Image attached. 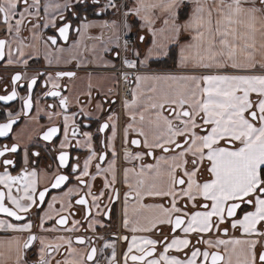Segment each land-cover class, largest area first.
Wrapping results in <instances>:
<instances>
[{
    "label": "snow or ice",
    "instance_id": "snow-or-ice-1",
    "mask_svg": "<svg viewBox=\"0 0 264 264\" xmlns=\"http://www.w3.org/2000/svg\"><path fill=\"white\" fill-rule=\"evenodd\" d=\"M181 0H161L160 4H152L148 7H160L168 12L173 20L171 31L174 33L173 39L180 37L183 32L191 34V39L180 46L179 64L183 67L191 66L193 70H205L209 74L186 75V76H137L136 82L139 88L141 81H165L170 82L167 87H157L153 84L149 89L150 92L157 95L148 97V103L144 110L139 113V121L145 122V112L162 109L165 104L170 106L173 118L170 119L162 115L161 111H155V115L148 118V125L153 131L151 141L148 138L149 133L143 127L135 128L134 123L137 119L136 112H132L133 124L125 128V143H127V134L129 129L137 131L139 135L144 136V147L148 149L146 153L136 152L134 156L125 151V158L141 159L143 156H152L154 149H161L168 153L176 150V154L169 157H158L155 165H141V171L137 173L138 180L135 185L136 197H171V207L166 208L163 205H141V207L155 208L161 213L160 216L146 218L148 226L139 229L133 228L132 231H149L155 228L157 224L171 225L172 232L183 226V232L188 233H208L215 226L219 227L226 216L231 217V226L239 227L245 235H255L264 238V231L258 226L264 225V0H212L211 5L196 0V6L189 14L187 20L182 24L176 22L177 8ZM109 6L115 7L111 3ZM40 7L39 0H0V23L6 27L9 34L19 33L24 25L26 18L38 15ZM48 5H45V13L48 11ZM66 7V5H65ZM145 5L141 2L134 10L136 14L140 13L141 8ZM22 8V10H21ZM128 13H125L127 16ZM63 19V17H61ZM145 21L151 24L149 17H143ZM14 21V23H13ZM165 25L168 20H165ZM85 24L82 27H88ZM125 27H128L127 23ZM70 25L65 23L58 29L60 37L67 39V33ZM153 36H156L155 30L151 29ZM163 32V29H161ZM53 44L56 43L55 37H48ZM141 41L144 40L140 36ZM6 40L0 39V56L4 55ZM127 41L125 47L127 48ZM156 45V40H153ZM159 47L164 48L161 44ZM152 49L149 50L151 54ZM161 54H167L162 52ZM9 59V63H11ZM124 63L132 68L135 62L125 60ZM143 63V61H141ZM57 77L74 75L72 72H58ZM20 74L17 73L12 77L13 84L20 80ZM127 78V77H125ZM36 83L33 78L28 83L29 92L32 85ZM173 85H175L173 87ZM55 87V85H54ZM253 94L255 99H253ZM17 95L15 88L6 96H0V101H11ZM47 95L58 96L59 92L52 91ZM132 104L138 102V91L133 89ZM143 99V97H140ZM67 98L61 99V106H66ZM175 105L176 107H171ZM31 107L30 99L24 100V108ZM99 107V105H98ZM124 107L129 109V102H124ZM67 120L65 117V130H67ZM109 120L113 121V136L109 137V147H112L111 141L116 135V125L114 116ZM173 120L176 123H173ZM199 121V122H198ZM13 120L9 119L7 123L0 124V136H5L11 128ZM108 124H102L99 131L103 132ZM57 128L51 127L44 134L45 141L51 140L56 134ZM202 133V134H201ZM72 135H76L75 128ZM85 137H90L89 133H84ZM181 140L183 142H181ZM133 145H139V140H132ZM174 146V148H173ZM61 149L66 147V141H61ZM91 149V145L89 144ZM17 145L13 144L10 148L4 146L0 149V157L7 152H16ZM192 159H187L188 155ZM39 155V153H35ZM96 153L84 161L83 171L80 177H77L81 183L84 181L81 177L88 175V167ZM59 162L64 166L68 161V153L60 151ZM100 160L104 159L103 155L99 156ZM163 161V165L161 164ZM207 161V165H205ZM27 162V157H26ZM191 164V170L188 165ZM13 164L10 159L3 161L4 173L0 174V184L7 189V199L14 206L9 208L5 206V193L0 191V213H6L9 217H15L21 220L18 213H27L35 203L34 195L36 189V172L23 171L22 176H11L7 171V166ZM113 160L110 169L113 171V183L115 182ZM78 165H73L72 170L75 172ZM147 170V171H146ZM181 171L185 180L178 177L177 172ZM134 169L125 170V180L128 172ZM202 171H206L209 178L203 183L198 182L197 176ZM100 172V166L97 165V174ZM68 179L65 175H56L52 188H59L64 181ZM23 181L17 187V191H23L22 196L12 194L13 183ZM187 187H184V185ZM177 186L179 190H177ZM90 187V186H89ZM108 187V183H105ZM71 191V190H70ZM47 188L39 192V199L43 201ZM91 194V193H89ZM103 195V192H101ZM128 196V193H125ZM186 197L189 201H195L197 197H202L205 201H211V210L208 204H203L204 211H195L185 220L180 213L181 209L177 207V199ZM55 200V197H53ZM98 197L93 195L95 204ZM87 203L84 197L77 200V204L85 205ZM51 207V204L49 205ZM249 209V210H244ZM242 212V215L240 213ZM226 213V216H225ZM127 205L125 206V227L128 226ZM184 216H189L184 213ZM213 217L216 220H213ZM44 217H41V228H43ZM57 224L64 225L66 217L61 216ZM74 231L78 221H73ZM7 227L16 231H30L32 224H5L0 220V227ZM92 225H90L91 227ZM227 232V229H224ZM37 237L29 235L22 245L17 246V256L15 264H25L23 251L28 249ZM65 244H68L69 252L73 253L71 241L59 238ZM77 242L83 244L84 237L78 236ZM124 239H127L126 237ZM40 259L36 264H50L47 255L53 250H58L59 244L46 243L43 236L39 237ZM143 242L145 247H140L137 241ZM212 246V240L198 241ZM159 243L147 237H132L128 251L125 253L126 259L133 248L139 251L140 255H132V261H143L146 256H152L155 251V245ZM190 241L186 238L173 236L170 242L165 237L164 252L160 254L159 259H149L146 264H198L196 257L203 255L204 260L211 256L212 264L223 261L224 256L219 252L204 251L203 253L197 248L192 252L190 258L186 260L178 259L175 256H168L166 253L169 249L175 248L177 251L187 248ZM233 245L231 252L228 254L226 264H233L232 256L237 257L236 264H264V245H261L257 239H232L230 241L216 240L215 245ZM261 246V251L257 252V246ZM147 246H152L148 248ZM239 246V247H237ZM105 247H112V257L109 264L115 261V249L112 244H105ZM97 249L92 247L86 254L87 261H93ZM57 264L61 262L57 261ZM63 264H86L84 254H79L77 259L71 261L65 260Z\"/></svg>",
    "mask_w": 264,
    "mask_h": 264
},
{
    "label": "flooded vegetation",
    "instance_id": "flooded-vegetation-1",
    "mask_svg": "<svg viewBox=\"0 0 264 264\" xmlns=\"http://www.w3.org/2000/svg\"><path fill=\"white\" fill-rule=\"evenodd\" d=\"M31 2L32 0H29V3ZM111 3L115 7L109 6L110 0H39V9L33 10L34 12L38 11V15L26 18L19 33L13 31L12 34H9L3 23H0V39L7 41L4 55L0 56V96L9 95L13 88L17 93L11 101H0V124L9 119L14 120L7 134L0 136V149L4 146L10 148L13 144L17 145L16 152H7L0 157V174L4 173L3 161L10 159L13 164L7 166V171L11 176H22V170L27 172L35 170L37 189L32 208L27 213H18L22 217L21 220L18 221L15 217L0 213V220L5 221V224L19 225L29 222L32 224L30 231H16L6 226L0 227V264H15L17 246L18 244L22 245L29 235H35L37 239L23 251L25 264H36L40 259L38 253L41 247L39 240L41 236L45 238L46 243L60 245L58 250H53L47 255L50 264H57V261L63 264L65 260L77 259L79 254H84L86 264H93V261L86 260V254L92 247L97 249L94 257L95 264H109L113 248L105 247L106 243L114 245L116 255L113 264H146L149 259H159L160 254L164 252L165 237L169 241L178 233L179 229L173 233L171 225L167 223L157 224L149 231L137 230L135 232L126 230L123 226L122 211L128 204V200L135 198L134 192L128 190V184L125 183L124 169L128 167V163L136 167L137 163L150 161L153 155H145L138 161L132 162L125 158V151L133 153L140 147V144L134 146L130 143V139L135 136H131L128 143V134L127 143H125L124 134L128 117L124 111V102L128 99L118 100L116 79L112 85L108 86V93H100L92 87L90 92L78 95L76 101L70 103L73 94L77 89H80V87L73 88L70 85V80L80 75L100 71L104 74L113 72L110 68L114 63L98 66L91 53L85 54L87 63L83 66L76 64V60L67 61L72 43H81V46H85L87 39H96L93 34L97 25H101V20L104 22L102 26L106 28L105 37L102 39L104 42L108 41L113 44L111 35L114 36L118 5L114 0H111ZM45 5L49 6L47 13H45ZM66 22H69L70 28L67 39L63 40L58 29ZM85 24L89 26L82 27ZM87 33L92 36L87 37ZM50 36L56 38L55 44L48 39ZM111 44L109 45L110 50L106 52V57L110 59L115 58L117 54V47L115 49V46L111 47ZM83 46L81 48H85ZM9 59H11V63H9ZM58 72H72L74 75L57 77ZM17 73L21 78L13 84L12 77ZM33 78L36 83L32 85L31 92H29L28 83ZM52 91L59 92V95H47ZM64 98H67L66 106H61L60 101ZM25 99H30L31 102V107L28 109L24 108ZM84 105H87L85 109ZM66 116L68 117L67 130H65ZM110 116H114L116 125V135L111 141L112 147L108 146L109 137L113 136V121L109 120ZM105 123L108 124V127L103 132L99 131L100 126ZM51 127H56L57 132L51 140L45 141L43 134ZM74 128L75 136L72 135ZM86 132L90 134V137L84 136ZM61 141H66V147L63 149L60 147ZM60 151L68 153V161L64 166L60 165L58 159ZM92 151L96 155L89 164L88 175L81 177L84 181L81 183L77 177H80L84 161ZM35 153H39V155H35ZM100 155L104 156L103 160L99 159ZM113 160L115 161L114 183L112 182L113 171L110 169ZM73 165H78L75 172L72 170ZM97 165L100 166L99 174H97ZM56 175H65L68 179L59 188H52L51 184ZM178 177L181 176L178 175ZM41 180L44 182L39 183ZM106 182L108 187H105ZM21 183L23 181L13 183L12 194L14 196L23 195L22 190L17 191V187ZM45 188H47L45 198L40 201L39 192ZM0 191L5 193V206L15 210L7 199L8 189L3 184H0ZM125 193H128L127 197ZM93 195L98 197L95 204ZM81 197L86 199L85 205L77 204V200ZM50 204L51 207H49ZM170 204V197L143 196L142 202L137 207L144 210L145 215L140 218L138 224L134 225V228L146 227L148 226L146 218L161 215L158 209L141 207V205L167 207ZM176 215L181 214L174 213L173 220ZM61 216L66 217L64 225L56 223ZM41 217H44L43 228H41ZM74 220L78 221V224L74 231H69L73 228ZM231 220L232 218L226 217L225 221L220 224L217 234L213 235L227 234ZM90 225L92 226L90 227ZM225 228L227 232L224 231ZM233 230L236 231L237 228ZM78 236L84 237L83 244L77 242ZM133 236L147 237L159 242L154 246L155 251L152 256H146L143 261L134 262L130 257L141 253L133 248L126 259L125 253L128 251ZM60 237L71 241L73 253L69 252L68 244L60 240ZM125 237L127 239H124ZM198 241H203L201 236L193 238L187 249L191 250L195 247L199 250L207 249L209 253L216 251L224 256L217 246L210 249L205 243ZM137 244L142 248L145 247L140 240L137 241ZM147 247L151 248L152 246ZM261 250V246L258 245L256 251ZM166 254L179 259L180 256L182 258L186 255V250L180 252L179 255L178 251L173 248L169 249ZM223 262L224 260L218 261L217 264ZM204 264L212 263H209L207 259L204 260ZM257 264H259L258 256Z\"/></svg>",
    "mask_w": 264,
    "mask_h": 264
},
{
    "label": "crops",
    "instance_id": "crops-1",
    "mask_svg": "<svg viewBox=\"0 0 264 264\" xmlns=\"http://www.w3.org/2000/svg\"><path fill=\"white\" fill-rule=\"evenodd\" d=\"M143 3L145 5V7L141 8L140 13L136 14L135 11H130V10H134L138 4ZM202 3H207L208 5H211L212 0H201ZM161 0H126V8L125 11L126 13H128V18L126 16L127 19H125V21H122V24H120V21L117 19L116 20V25L114 27L115 31H114V36L116 33V40L114 39L113 36V44L109 43L108 41L104 42V40L102 38L105 37V33H106V28L103 27L102 25H104L103 20H101V25H97L96 31L93 34L94 37L96 38L95 40H90L87 39L88 41L87 44L83 47L85 48H81V43H72L70 45L69 48V52H68V56H67V61H71V60H76L78 65H85L87 62V58L85 56V54L87 53H91L93 60H96L98 64V66H103L105 64H113L115 62V58L113 57L112 59L107 58L106 57V52L108 50H110L109 45L111 44L112 46L116 47L118 46V42H119V33H120V29L122 27V30L124 31L123 28V23H127L128 25V32L126 33H130L133 36H135V42L133 44V49L132 51H129L128 56L130 57V59L132 61H134L137 65L145 68L146 70L141 71L139 73L136 74V76L133 79L132 82V86H131V90L133 92V89H137L138 91V102L133 105L132 104V100H133V96L128 100L129 102V109H126L124 107V111L126 116L128 117L127 120V126L129 124H133L132 121V112L135 111L136 112V121L134 123V127L135 128H140L143 127L144 130L146 132L149 133L148 138L151 141L152 139V135H153V131L150 129L147 121L148 118L150 116L155 115V111H161L162 115L169 117L170 119L173 118V114L170 110V106L165 104L163 106L162 109H157L155 111H146L145 112V122L142 124L139 121V113L140 111L144 110V106L148 103V97L150 95L155 96L157 95L156 93H152L149 91V89L151 88V86L153 84H157V87H167L168 84L170 82H165V81H159V82H155V81H141L139 88L137 87V82H136V77L137 76H168V75H174V76H186V75H202V74H209V72L205 71V70H193L191 68V66L188 67H183L179 64V58H180V46L182 44L187 43L190 39H191V34L183 32L180 37H177L175 39H173L174 33L171 31V25L173 23V20L170 16V14L168 12H165L164 10H162L160 7H148L149 5L152 4H160ZM183 6H187V11H186V15L184 17H180V10L182 9ZM196 6V0H181V3L179 5V7L177 8V19L176 22L178 23H183L185 20L188 19L189 14L192 12V10L195 8ZM130 15V16H129ZM118 13H117V17H118ZM149 17V19L151 20V24L149 25V23L147 21H145L143 19V17ZM168 20V24L165 25V20ZM118 22H119V28L118 26ZM153 29L156 32V36H153V32L150 30ZM161 29H163V32H161ZM125 32V31H124ZM87 37L90 34H86ZM92 36V35H90ZM140 36L144 37V40L141 41L139 39ZM156 40V45L153 44V40ZM93 43V46L99 44L98 50L94 51L92 49L93 46H90L89 44ZM109 43V44H108ZM95 44V45H94ZM161 44L165 45L164 48L159 47ZM174 47L175 48V60H174V65L170 66V67H156L155 65H153L152 62H154L155 60H159V59H163L167 56V54L169 53V51L171 50V48ZM152 49L151 54L149 53V50ZM162 52H166L167 54H161ZM32 54V52L30 51V55ZM141 61H143V63H141ZM70 85L73 88L76 87H80V89H77V91L73 94V98L70 99V103H73L76 101V97L80 94H87L88 92H90L91 88L94 87L96 88L100 93H108V89H109V85H112V83L115 82V74L113 72H109L107 74H104L102 71L97 72V73H92V74H85V75H80L77 76L75 79L70 80ZM175 85H173L174 87ZM140 97H143V99H141ZM253 99H255V95L253 94ZM85 107H87V105H84L83 108L85 109ZM171 107H176L175 105H172ZM97 110V108H96ZM199 122V121H198ZM173 123L175 124L176 121L173 120ZM202 134V133H201ZM131 136H138L140 139V147L137 148L132 154V156L135 155L136 152H142L145 153L147 148L144 147L143 141H144V136L139 135V133L137 131H133L132 129H129L128 131V143H129V138ZM124 140H125V134H124ZM176 154V150L170 151L168 153L163 152L161 149H154L153 150V158L150 161H146V162H140L137 163L136 167H133L130 163H128V167H126L124 169V178H125V170L126 169H134L135 171H129L128 172V176H127V180H125V183L128 184V190H131L134 192V199L128 200V205L127 206V210H128V214H127V220H128V226L125 227V207L122 211V223L123 226L126 230H132L134 228V225L140 222V218H142V216L145 215L144 210L139 209L137 206L140 204V202H142V197L141 198H137L136 197V191H135V185L137 183L138 180V176L137 173H139L141 171V165H148V164H152L155 165L157 163V159L158 157L164 156V157H169L172 155ZM144 157V156H143ZM142 157V158H143ZM187 159L189 161H191L192 157L189 154ZM136 159H132L131 157L128 158V161H134ZM139 160V159H138ZM137 160V161H138ZM161 164L163 165V161H161ZM205 165H207V161H205ZM189 170H191V164L189 163L188 165ZM147 171V170H146ZM200 174V175H199ZM197 176L198 182L203 183L206 179L209 178V175L206 171H202L201 173H199ZM177 175H180L182 178H184L185 180H187V177L183 176V173L181 171L178 170ZM44 181L41 180L39 181V183H43ZM180 186H177V190H179ZM184 187H187V185L185 184ZM170 199H172L170 197ZM203 204H208V209L207 210H211V201H205L202 197H197L196 200L193 201H189L188 198L186 197H179L177 199V207H179L181 209V212L179 214L184 215V213H188L189 216H185V220H187L190 217V214L192 212L195 211H204L205 209L203 207H201V205ZM171 204L169 206H167L166 208H170ZM244 210H249V209H244ZM240 215H242V212L240 213ZM213 217V220L215 221L216 218ZM221 225H219L220 227ZM219 227H213L210 232L208 233H188L185 234L183 232V226L178 230V233L174 236L179 237V238H186L189 241H192L193 238H197L198 236H201L203 241L204 240H212L213 243V247L217 246L215 245V241L216 240H225V241H230L232 239H241V240H246V239H257L260 240L261 245H264V238H261L259 236H255V235H245L242 230L237 227V230H233L234 228L232 226H230V229L228 231L227 234L223 235V236H218V235H213V234H217V232L219 231ZM260 228L261 231H264V225L258 226ZM171 241V240H169ZM168 241V242H169ZM206 246H210L207 245ZM218 248L221 249V251L224 253V262L222 264H226V261L228 260V254L226 252V248L228 250V252H231L233 245L228 244V245H218ZM239 247V246H237ZM194 249H197L196 247L188 250L187 248H183L181 250L178 251V254L180 255V252H183L184 250H186V255L184 257L181 258V256L179 257V259L181 260H186L188 258L191 257L192 252L194 251ZM204 251H207V249H202L200 250L201 253H203ZM236 259L237 257L235 255L232 256V261L233 264H236ZM196 260L198 262V264H204V257L203 255H200L198 257H196Z\"/></svg>",
    "mask_w": 264,
    "mask_h": 264
},
{
    "label": "built area",
    "instance_id": "built-area-1",
    "mask_svg": "<svg viewBox=\"0 0 264 264\" xmlns=\"http://www.w3.org/2000/svg\"><path fill=\"white\" fill-rule=\"evenodd\" d=\"M118 5L120 24H122L123 16L126 8V0H114ZM134 36L130 33H126L120 29L119 42L117 46V54L115 56V62L110 68L116 75V92L118 100H126L132 97V82L137 73L146 70L145 68L137 65L135 67H128L124 61L131 60L126 52L125 41H127V47L133 44ZM132 61V60H131ZM127 77V78H125Z\"/></svg>",
    "mask_w": 264,
    "mask_h": 264
},
{
    "label": "trees",
    "instance_id": "trees-1",
    "mask_svg": "<svg viewBox=\"0 0 264 264\" xmlns=\"http://www.w3.org/2000/svg\"><path fill=\"white\" fill-rule=\"evenodd\" d=\"M186 9H187V6H183L182 7V9L180 10V13H179L180 17H184L186 15V11H187ZM127 18H128V15H127ZM174 60H175V48L172 47L165 58L159 59V60H155L152 63L156 67H170V66L174 65Z\"/></svg>",
    "mask_w": 264,
    "mask_h": 264
},
{
    "label": "rangeland",
    "instance_id": "rangeland-1",
    "mask_svg": "<svg viewBox=\"0 0 264 264\" xmlns=\"http://www.w3.org/2000/svg\"><path fill=\"white\" fill-rule=\"evenodd\" d=\"M68 2H69V4H70V1H68ZM117 13H118V15H119V10H117ZM125 13H126V11H125ZM125 13H124V16H123V22L125 21V19H127L126 16H125ZM117 19L120 21V16H118ZM125 24H126V23H125ZM125 24L123 23L124 31H125V32H128V27H125ZM115 25H116V24H115ZM117 27L119 28V22H118V26H117ZM114 31H115V29H114ZM111 37H113V35H111ZM134 38H136V37L134 36ZM114 39L116 40V33H115ZM135 41H136V40L134 39L133 44H134ZM88 44H89V43H88ZM133 44L127 47V49H126L127 54L129 53V51H132V49H133ZM89 45H90V46H93V43H91V44H89ZM94 45H95V44H94ZM98 47H99V44L93 46L92 49H93L94 51H97V50H98ZM113 73L115 74V71H114ZM115 77H116V75H115ZM115 79H116V78H115ZM128 100H129V99H128ZM120 101H122V99H120ZM209 247H210V249H213V246H209Z\"/></svg>",
    "mask_w": 264,
    "mask_h": 264
},
{
    "label": "water",
    "instance_id": "water-1",
    "mask_svg": "<svg viewBox=\"0 0 264 264\" xmlns=\"http://www.w3.org/2000/svg\"><path fill=\"white\" fill-rule=\"evenodd\" d=\"M66 23L69 24V22H66ZM68 31H69V30H68ZM63 40H64V38H63ZM25 113H26V112H25ZM7 122H8V121L3 122V123H7ZM13 122H14V120H13ZM3 123H1V124H3ZM134 139L140 141V139H139L138 137L135 136V137H132V138L130 139V143H131V141L134 140ZM181 142H183V141H181ZM131 144H132V143H131ZM132 145H133V144H132ZM134 146H139V145H134ZM173 148H174V146H173ZM225 216H226V213H225ZM182 217L184 218V216H182ZM226 217H227V216H226ZM173 218H174V217H173ZM227 218H231V217H227ZM211 252H216V251H211ZM211 252H210V253H211ZM258 261H259V260H258ZM208 262H209V263H212V261H211V256L208 257Z\"/></svg>",
    "mask_w": 264,
    "mask_h": 264
}]
</instances>
